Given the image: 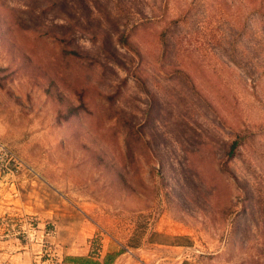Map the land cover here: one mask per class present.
Here are the masks:
<instances>
[{
    "label": "rangeland",
    "instance_id": "obj_1",
    "mask_svg": "<svg viewBox=\"0 0 264 264\" xmlns=\"http://www.w3.org/2000/svg\"><path fill=\"white\" fill-rule=\"evenodd\" d=\"M0 143V264H264V0H0Z\"/></svg>",
    "mask_w": 264,
    "mask_h": 264
},
{
    "label": "crops",
    "instance_id": "obj_2",
    "mask_svg": "<svg viewBox=\"0 0 264 264\" xmlns=\"http://www.w3.org/2000/svg\"><path fill=\"white\" fill-rule=\"evenodd\" d=\"M4 191L3 188H0V192ZM13 201L12 204L17 202L15 196L11 197ZM12 209V208H11ZM29 252H26V247L23 249H18L16 254L8 255L10 257L9 260L3 261L2 264H32L34 261L29 258ZM4 256L3 251L0 249V257ZM177 256L176 251L167 250L166 252L162 253L161 258L163 261L161 264H169L172 261H175ZM18 257L20 260L16 263L13 258ZM160 258L159 261L162 259ZM121 258H116L113 261V252H100L99 255L90 256L89 255V248L85 249L83 247H76V254L71 255L68 257L62 264H119ZM169 262V263H168Z\"/></svg>",
    "mask_w": 264,
    "mask_h": 264
},
{
    "label": "built area",
    "instance_id": "obj_3",
    "mask_svg": "<svg viewBox=\"0 0 264 264\" xmlns=\"http://www.w3.org/2000/svg\"><path fill=\"white\" fill-rule=\"evenodd\" d=\"M14 168H17L15 157L5 145L0 143V179L4 180L7 176L13 175Z\"/></svg>",
    "mask_w": 264,
    "mask_h": 264
},
{
    "label": "trees",
    "instance_id": "obj_4",
    "mask_svg": "<svg viewBox=\"0 0 264 264\" xmlns=\"http://www.w3.org/2000/svg\"><path fill=\"white\" fill-rule=\"evenodd\" d=\"M179 238H182V237H179ZM176 245H179V243H177ZM181 245V244H180Z\"/></svg>",
    "mask_w": 264,
    "mask_h": 264
}]
</instances>
